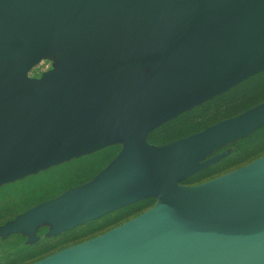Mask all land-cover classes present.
I'll list each match as a JSON object with an SVG mask.
<instances>
[{
  "label": "water",
  "instance_id": "obj_1",
  "mask_svg": "<svg viewBox=\"0 0 264 264\" xmlns=\"http://www.w3.org/2000/svg\"><path fill=\"white\" fill-rule=\"evenodd\" d=\"M57 67L26 71L45 54ZM264 70V0H0V185L120 144L90 181L0 228L50 235L154 205L31 264H264V156L195 186L264 103L162 146L147 133Z\"/></svg>",
  "mask_w": 264,
  "mask_h": 264
},
{
  "label": "rangeland",
  "instance_id": "obj_2",
  "mask_svg": "<svg viewBox=\"0 0 264 264\" xmlns=\"http://www.w3.org/2000/svg\"><path fill=\"white\" fill-rule=\"evenodd\" d=\"M60 58L61 53L58 51L45 54L26 71V76L38 78L54 70ZM260 103H264V70L149 131L145 141L151 146L166 145L235 117ZM120 148V144L103 147L0 185V228L34 205L90 181L115 157ZM213 155L220 157L179 184L195 186L264 156V124L248 136L220 147L207 157ZM154 203V198L141 199L55 235L49 234L52 228L49 223L37 225L32 236L22 233L0 234V264H31L103 234L148 210Z\"/></svg>",
  "mask_w": 264,
  "mask_h": 264
}]
</instances>
